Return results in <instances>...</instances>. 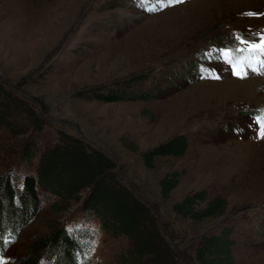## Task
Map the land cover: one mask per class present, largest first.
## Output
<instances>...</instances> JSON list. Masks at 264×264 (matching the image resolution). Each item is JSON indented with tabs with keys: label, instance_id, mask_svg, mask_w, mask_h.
<instances>
[{
	"label": "rangeland",
	"instance_id": "rangeland-1",
	"mask_svg": "<svg viewBox=\"0 0 264 264\" xmlns=\"http://www.w3.org/2000/svg\"><path fill=\"white\" fill-rule=\"evenodd\" d=\"M53 1L0 0V80L43 114L44 135L36 136V144L56 140L62 129L98 146L116 162L120 180L152 208L176 255L189 259L194 239L229 225L236 264H264V139L244 135L251 115L245 106L264 107V56L246 61L260 74L249 68L241 79L219 51L248 47L240 35L259 42L264 0H184L156 11L145 10L140 0ZM250 27L252 38L237 31ZM124 87L133 88L136 98L80 96ZM2 131L0 175L8 173L1 163L11 155L2 139L9 134ZM176 134L187 137L186 151L145 166L141 154ZM173 170L181 173L179 182L163 197L159 179ZM202 188L227 201L223 217L196 222L174 212L184 194ZM52 201L45 199L0 264H10L28 239L47 232L41 223ZM78 205L68 202L61 219L81 234L75 264H121L128 238L106 231ZM19 220L17 215L11 225ZM2 221L5 226L10 220ZM59 264L70 263L63 257Z\"/></svg>",
	"mask_w": 264,
	"mask_h": 264
},
{
	"label": "trees",
	"instance_id": "trees-1",
	"mask_svg": "<svg viewBox=\"0 0 264 264\" xmlns=\"http://www.w3.org/2000/svg\"><path fill=\"white\" fill-rule=\"evenodd\" d=\"M119 89L93 95L82 93L80 96L104 101L125 96L136 98L133 88ZM153 90L158 92V89L147 88L148 92ZM24 99L0 80V129L9 134L2 139L11 148L7 149L5 144L4 151L11 154L8 156L10 162L1 163V169L8 173L0 175V258L6 255L7 247L20 238L23 226L36 219L45 199L51 197L53 201L45 208L48 209L45 211L48 218L41 223L47 232L28 239L23 254L13 257L10 264H59L63 257L75 264L73 257L79 253L81 234H74L77 229H68L66 221L61 220L71 201L79 203L77 208L84 212V216L87 213L95 216L98 225L106 231L128 238L129 246L122 255L121 264H192L191 259L198 264H236L231 251L234 244L230 235L232 226L229 225L202 233L194 239L188 246L189 259L176 255L152 208L120 180L116 162L98 146L62 129L56 131V140L46 141L41 147L36 144V136L44 135L45 118ZM253 110L259 113L258 109ZM187 147V137L176 134L144 151L141 156L144 165L152 168L157 158L181 156ZM36 151L39 154L35 168L31 170L29 166ZM2 155L0 153V157ZM19 164L24 169L20 170ZM180 174L173 170L162 175L158 182L161 196H168L177 186ZM227 205L224 198L208 196L202 188L184 194L172 209L181 217L201 222L223 217ZM17 215L20 220L13 227L11 223ZM4 218L10 220L5 226ZM76 263L80 264L78 260Z\"/></svg>",
	"mask_w": 264,
	"mask_h": 264
},
{
	"label": "snow or ice",
	"instance_id": "snow-or-ice-1",
	"mask_svg": "<svg viewBox=\"0 0 264 264\" xmlns=\"http://www.w3.org/2000/svg\"><path fill=\"white\" fill-rule=\"evenodd\" d=\"M184 0H140V4L147 11H156L167 6H173L175 4L183 3ZM247 15H256L254 13H247ZM237 40L241 43L248 44L246 48H229L220 49V55L223 57L225 63L232 66V74L243 79L248 75L247 69H251L253 72L260 74L257 68L252 67L250 63L246 64V61L254 56L260 55L264 56V36L259 38V42H250L247 38L242 35L237 36ZM247 53V56L243 55ZM211 53H209L210 55ZM259 63L264 66V60H260ZM211 78L219 79V76H212ZM256 122L259 126V131L257 133L258 137L264 139V112H261L257 118Z\"/></svg>",
	"mask_w": 264,
	"mask_h": 264
},
{
	"label": "bare ground",
	"instance_id": "bare-ground-1",
	"mask_svg": "<svg viewBox=\"0 0 264 264\" xmlns=\"http://www.w3.org/2000/svg\"><path fill=\"white\" fill-rule=\"evenodd\" d=\"M49 1H50V3H51L52 0H49ZM66 1L68 2L69 0H65L64 2H66ZM56 2H57V0H54L52 3H56ZM58 3H60V0H58ZM248 18H249V17H248ZM162 38H163V37H162ZM164 39H165V38H164ZM162 40H163V39H162ZM169 41H170V40H169ZM172 41H173V40H172ZM166 43H167V42H166ZM171 43H172V42H171Z\"/></svg>",
	"mask_w": 264,
	"mask_h": 264
}]
</instances>
